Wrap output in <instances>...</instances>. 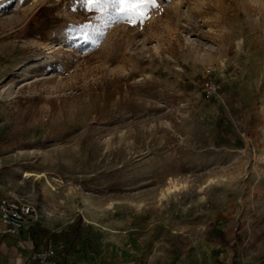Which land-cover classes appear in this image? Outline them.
Listing matches in <instances>:
<instances>
[{
    "label": "rangeland",
    "instance_id": "374dc122",
    "mask_svg": "<svg viewBox=\"0 0 264 264\" xmlns=\"http://www.w3.org/2000/svg\"><path fill=\"white\" fill-rule=\"evenodd\" d=\"M116 7L0 0V199L93 264H264V0Z\"/></svg>",
    "mask_w": 264,
    "mask_h": 264
},
{
    "label": "crops",
    "instance_id": "0c3cea01",
    "mask_svg": "<svg viewBox=\"0 0 264 264\" xmlns=\"http://www.w3.org/2000/svg\"><path fill=\"white\" fill-rule=\"evenodd\" d=\"M47 239L40 237L39 233H32L27 228L17 237L10 234L7 228L0 223V264H36L30 261L33 251H41L52 248L57 250L58 258L71 264H93L90 259L85 260L73 249L60 253L53 244H44ZM227 248L216 245L207 240H199L194 246L192 258L186 264H219L227 263Z\"/></svg>",
    "mask_w": 264,
    "mask_h": 264
},
{
    "label": "built area",
    "instance_id": "2783aa9c",
    "mask_svg": "<svg viewBox=\"0 0 264 264\" xmlns=\"http://www.w3.org/2000/svg\"><path fill=\"white\" fill-rule=\"evenodd\" d=\"M222 90V85L214 80L211 71L205 75L204 92L207 97ZM36 215V209L22 199L7 196L0 199V223L8 232L19 237L29 225V221ZM63 249V246H61ZM30 261L36 264H71L57 256V250L52 248L33 251Z\"/></svg>",
    "mask_w": 264,
    "mask_h": 264
},
{
    "label": "snow or ice",
    "instance_id": "6c2138e0",
    "mask_svg": "<svg viewBox=\"0 0 264 264\" xmlns=\"http://www.w3.org/2000/svg\"><path fill=\"white\" fill-rule=\"evenodd\" d=\"M89 7H97L107 10L109 6L115 5L116 10L125 12L134 8L137 3H151L154 4L155 0H86Z\"/></svg>",
    "mask_w": 264,
    "mask_h": 264
},
{
    "label": "bare ground",
    "instance_id": "6f19581e",
    "mask_svg": "<svg viewBox=\"0 0 264 264\" xmlns=\"http://www.w3.org/2000/svg\"><path fill=\"white\" fill-rule=\"evenodd\" d=\"M173 188H176V186L174 185V186H172V187H169L167 190L168 191H170V190H172ZM120 252V251H119ZM116 260V259H115ZM119 263V262H118ZM123 264V263H122Z\"/></svg>",
    "mask_w": 264,
    "mask_h": 264
},
{
    "label": "trees",
    "instance_id": "16d2710c",
    "mask_svg": "<svg viewBox=\"0 0 264 264\" xmlns=\"http://www.w3.org/2000/svg\"><path fill=\"white\" fill-rule=\"evenodd\" d=\"M79 222H81V219H79ZM47 244V243H46Z\"/></svg>",
    "mask_w": 264,
    "mask_h": 264
}]
</instances>
